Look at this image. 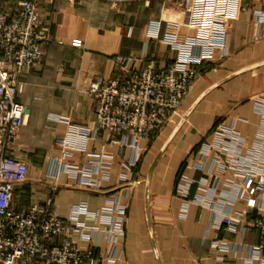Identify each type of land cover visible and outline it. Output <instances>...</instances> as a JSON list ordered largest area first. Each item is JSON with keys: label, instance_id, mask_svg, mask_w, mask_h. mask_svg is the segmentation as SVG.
I'll use <instances>...</instances> for the list:
<instances>
[{"label": "crops", "instance_id": "1", "mask_svg": "<svg viewBox=\"0 0 264 264\" xmlns=\"http://www.w3.org/2000/svg\"><path fill=\"white\" fill-rule=\"evenodd\" d=\"M38 2L47 38L41 41L42 64L22 73L23 90L17 96L27 112L16 155L29 170L14 190L13 207L24 210L54 195L59 214L66 218L81 203L94 211L116 198L126 204L125 232L115 244L100 240L101 250L119 257L115 264H250L261 241L252 218L264 210L244 209L246 226L237 232L218 224L222 213L246 204L233 202L225 174L214 163V143L219 131H236L252 146L263 126L258 105L264 101V23L255 15L262 0H230L225 26L230 56L199 66L200 76L180 110L157 136L143 140V150L136 154L129 145L108 142L105 134L90 142L87 151L104 148L113 156L108 178L93 175L96 189L79 185L57 162L62 154L58 138L70 123L95 125L90 83L117 76V56H134L139 67L149 59L165 65L177 55L171 43L199 30L188 25L178 1ZM157 26L158 36H152ZM76 39L82 44H73ZM117 138L125 141L123 135ZM87 151H76L70 161L93 159ZM251 153L250 147L244 150ZM136 155L123 183L122 162ZM79 221L95 220L81 210ZM219 239L230 242L227 250L216 244ZM78 244L86 249L90 242L78 239Z\"/></svg>", "mask_w": 264, "mask_h": 264}, {"label": "built area", "instance_id": "2", "mask_svg": "<svg viewBox=\"0 0 264 264\" xmlns=\"http://www.w3.org/2000/svg\"><path fill=\"white\" fill-rule=\"evenodd\" d=\"M106 1L120 5L150 0ZM163 1L180 2L188 25L199 31L185 40L173 41L171 48L177 55L165 65L149 59L139 67L134 56H117V76L99 77L90 83L87 92L94 101V127L70 123L64 136L58 138L62 154L57 162L79 185L96 189L94 174L102 173L108 178L113 156L104 148L87 151L92 140L105 134L108 142L129 145L138 154L144 148L143 140L157 136L180 110L200 76L199 66L231 54L225 27L230 0ZM255 15L264 23V0ZM158 29L159 26L152 36H158ZM45 38L38 0H0V264H115L119 257L101 250L100 240L115 244L124 234L126 204L121 200L113 198L106 207L94 211L81 203L66 218L59 214L54 195L24 210H16L12 204L14 190L27 179L29 170L28 163L16 155V140L27 112V105L17 96L23 90L22 73L42 64L41 41ZM73 44L82 42L76 39ZM258 108L264 118V101ZM262 125L257 143L252 146L236 131H219L214 143L218 150L214 163L225 174L227 190L234 194L230 195L233 202L241 200L246 204V208L222 213L219 218L220 226L234 232L246 226L244 209L264 210V119ZM118 135H123L125 141L120 142ZM249 147L252 153L244 154ZM76 151H87L93 159L81 164L71 162L69 158ZM136 162L137 155L134 160L122 162L123 183L128 181ZM81 210L94 223H80ZM252 224L261 241L254 246L250 264H264V213L253 215ZM78 239L89 241V247L81 248ZM216 244L227 250L230 242L219 239Z\"/></svg>", "mask_w": 264, "mask_h": 264}]
</instances>
